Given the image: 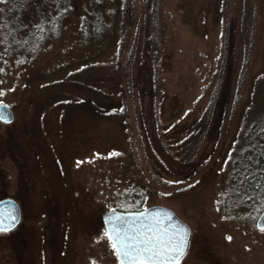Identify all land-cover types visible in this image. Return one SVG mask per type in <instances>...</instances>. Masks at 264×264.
Returning <instances> with one entry per match:
<instances>
[{
    "label": "rangeland",
    "instance_id": "obj_1",
    "mask_svg": "<svg viewBox=\"0 0 264 264\" xmlns=\"http://www.w3.org/2000/svg\"><path fill=\"white\" fill-rule=\"evenodd\" d=\"M218 2L0 0V200L20 209L0 264H118L101 215L135 204L189 226L178 264H264L261 211L224 202L241 111L264 107V7L224 40Z\"/></svg>",
    "mask_w": 264,
    "mask_h": 264
},
{
    "label": "trees",
    "instance_id": "obj_2",
    "mask_svg": "<svg viewBox=\"0 0 264 264\" xmlns=\"http://www.w3.org/2000/svg\"><path fill=\"white\" fill-rule=\"evenodd\" d=\"M96 1L97 0H94L95 4ZM250 1L251 0H219L216 10L222 26L224 40L236 34H240L241 30H245L246 32L248 26L250 27V25H252V21L251 19L249 20L248 16ZM262 5L264 7V0H262ZM97 12L99 11L97 10ZM109 13L114 18L111 23L112 26L116 25V29L118 30L123 25V15L118 11V8L111 9ZM91 20L93 22V19ZM83 22L85 23V19L82 21V24ZM94 24H97L98 27L95 30L96 32L102 30L105 26V24L100 21L94 22ZM107 27L109 26L107 25ZM56 28L57 24L55 30ZM250 30L253 32V28ZM117 62L119 64L122 63L121 60H117ZM221 75L220 73L219 78ZM153 78L155 79V77ZM219 80L220 79H218V83H220ZM128 82L130 83V80ZM215 92L217 94L218 89ZM214 104L215 101L210 100L208 103L209 108L207 107L206 109H210ZM261 109L263 110L260 113L253 114L254 116L251 118H246L250 115L246 107L241 111L245 118H239L236 131L237 136H233L235 140L232 138L231 141L233 143L230 146L229 155H226L227 164H229L228 169H230V171L228 173L229 192L224 198L225 205H227V202H233L235 207H239L237 205L239 202L249 205L253 204L255 205V212L258 213L264 209V171H262L264 170V131H262V129H264V107L261 106ZM122 129H125V132H130V127L128 125ZM131 174H133V178H135L133 171H131ZM129 191L138 198L139 202L143 201L145 194L140 186L134 189L131 188ZM140 206V204H135L128 210H135L140 208ZM251 208L254 209V206H251Z\"/></svg>",
    "mask_w": 264,
    "mask_h": 264
},
{
    "label": "snow or ice",
    "instance_id": "obj_3",
    "mask_svg": "<svg viewBox=\"0 0 264 264\" xmlns=\"http://www.w3.org/2000/svg\"><path fill=\"white\" fill-rule=\"evenodd\" d=\"M0 121L11 122L10 112L2 104ZM146 214L147 210L132 214V218L122 214L107 221L105 235L117 256L118 264H178L179 258L185 253L189 230L179 223L166 227L159 221L142 222L150 219ZM16 219L13 212L9 211L5 216L4 211L0 210V232L14 227ZM168 220L171 221L172 217L168 216ZM259 227L264 231V226Z\"/></svg>",
    "mask_w": 264,
    "mask_h": 264
},
{
    "label": "water",
    "instance_id": "obj_4",
    "mask_svg": "<svg viewBox=\"0 0 264 264\" xmlns=\"http://www.w3.org/2000/svg\"><path fill=\"white\" fill-rule=\"evenodd\" d=\"M0 104L4 105L6 107V109L10 112L11 121H12L13 120V114H12L11 109L7 105H5L4 103L0 102ZM0 210L4 211L5 216H7V213L9 211L13 212L14 215L17 217V219L13 222L14 227L18 224L19 219H20V209H19L18 204L13 199H11V198L1 199L0 200ZM145 210H147L146 215L150 219H147L146 221H142V222L156 223L157 221H159V222H162L164 224V226H166V227L170 226L171 224L179 223V224L183 225L184 227H186L189 230V235L187 238V245H188V240H189V236H190L189 226L184 221L179 219L176 216V214L170 208L165 207V206H161V205H154V206H150V207L143 208L140 210H128V211L110 210V211H107L101 215V219H102V222L104 225V229L106 231V229L108 228L107 221L110 220L113 216H120L123 214L126 217L132 218V214L138 213V212H144ZM168 216L172 217L171 221L168 220ZM5 223L6 224L8 223L7 219L5 220ZM259 226H264V209L259 213V215L255 221V227L257 229H261ZM14 227H10L9 230L13 229ZM186 249H187V246H186ZM186 249H185V251H186ZM116 258H117V256H116Z\"/></svg>",
    "mask_w": 264,
    "mask_h": 264
},
{
    "label": "flooded vegetation",
    "instance_id": "obj_5",
    "mask_svg": "<svg viewBox=\"0 0 264 264\" xmlns=\"http://www.w3.org/2000/svg\"><path fill=\"white\" fill-rule=\"evenodd\" d=\"M135 210H140V208H137V209H135Z\"/></svg>",
    "mask_w": 264,
    "mask_h": 264
}]
</instances>
